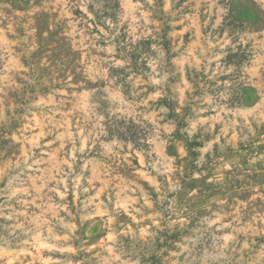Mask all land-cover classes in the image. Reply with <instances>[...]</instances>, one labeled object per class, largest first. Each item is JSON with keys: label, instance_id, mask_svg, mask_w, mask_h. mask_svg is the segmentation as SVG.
I'll return each instance as SVG.
<instances>
[{"label": "rangeland", "instance_id": "rangeland-1", "mask_svg": "<svg viewBox=\"0 0 264 264\" xmlns=\"http://www.w3.org/2000/svg\"><path fill=\"white\" fill-rule=\"evenodd\" d=\"M0 264H264V0H0Z\"/></svg>", "mask_w": 264, "mask_h": 264}, {"label": "trees", "instance_id": "trees-1", "mask_svg": "<svg viewBox=\"0 0 264 264\" xmlns=\"http://www.w3.org/2000/svg\"><path fill=\"white\" fill-rule=\"evenodd\" d=\"M115 9V7H113ZM118 42H121V45H119V50H122L123 56L129 59V65L127 69H130L131 72L133 73H138V72H146L148 71L147 68V60L150 57V55L153 54V52L150 49L151 46V41H141V42H136L134 44H127L125 42L126 37L124 34L118 38ZM162 40V39H161ZM158 46L162 47L163 49L166 47V44L162 41L157 43ZM239 51V49L237 50ZM143 55H146L147 57H144ZM245 57V54L243 52L241 53H229L228 56L226 57L225 61L227 63L232 62L234 65L239 66L241 62L243 61ZM115 74H117V80L119 83H123L125 79V73L123 70L121 71H116ZM238 100V99H234ZM119 125H124L123 123ZM123 127V126H121ZM129 127L125 126V131H128ZM131 138H134L133 134H130Z\"/></svg>", "mask_w": 264, "mask_h": 264}]
</instances>
